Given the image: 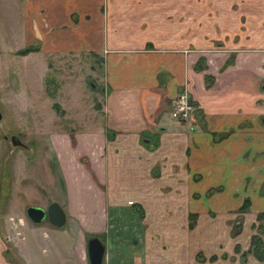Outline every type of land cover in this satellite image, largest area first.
Returning a JSON list of instances; mask_svg holds the SVG:
<instances>
[{
	"label": "crops",
	"instance_id": "crops-1",
	"mask_svg": "<svg viewBox=\"0 0 264 264\" xmlns=\"http://www.w3.org/2000/svg\"><path fill=\"white\" fill-rule=\"evenodd\" d=\"M162 2L168 0L22 2V10L29 15L28 24H23L26 32L22 27L25 34L21 38L25 40L21 43L39 45L36 53L41 54L99 56L104 71L106 91L100 104L103 124L92 131L73 133V145L68 132L58 135L63 141L49 138L64 181L65 205L70 206L72 213L75 205L82 210L84 191L94 203L93 214L88 216L82 210L85 215L81 213L79 221L74 215L76 220L70 217L81 226L83 243L87 241L83 235L88 229H95L93 234H104L111 221H122L124 217L128 221L131 217L146 220V211L141 217L131 205H137L139 211L142 209L138 204L144 209L152 205L153 215L160 219L162 186L169 187L165 197L178 210L179 200L189 203V196L195 191L205 195L211 189H215L211 193L219 189L215 193H223V205L226 198L231 201L237 197L235 208L247 199L248 210L242 214L251 229L256 224V214L264 211V90L257 89L258 72L264 73V53L168 47L176 43L161 37L163 25L168 26ZM148 43L153 49L145 48ZM199 61L202 66L195 68ZM179 91L187 93L199 116L194 111L186 121L170 116L172 99ZM241 145L246 148L240 150ZM246 150L249 153L244 155ZM83 156L88 159L85 163ZM165 174L170 176L164 177ZM103 183L108 188L100 189ZM185 210L186 207L182 215ZM228 215L224 219H230L232 214ZM80 221H89V228ZM126 222L116 233H112L117 229L112 224V235L104 243L102 264H140L142 259V264H146L152 255L157 264H163L158 259H163L160 246L154 244L157 249L147 251L146 246H137L141 243L138 238L175 236V228L168 225L167 233H163L165 228L159 223L152 230H135ZM240 230L233 237V248L238 243L243 247L240 237L244 224ZM178 232L179 236L184 234L183 230ZM113 235L128 236L130 240L125 246L118 245ZM170 249L172 264H215L210 259L198 262L194 250L178 242ZM15 250L24 264H32L23 246L18 245ZM1 252L0 249V264H10L2 260ZM69 252L75 264H81L82 250L73 247Z\"/></svg>",
	"mask_w": 264,
	"mask_h": 264
},
{
	"label": "rangeland",
	"instance_id": "rangeland-1",
	"mask_svg": "<svg viewBox=\"0 0 264 264\" xmlns=\"http://www.w3.org/2000/svg\"><path fill=\"white\" fill-rule=\"evenodd\" d=\"M22 2L23 0H0V112L2 115L0 249L4 258L2 260L10 264H24L15 250L20 245L27 252L26 257L32 261V264H75V258L69 252L74 247L76 250L78 248L82 250L81 264H89L86 252L83 253L86 240L85 243L80 241L81 226L79 227L76 221H79L78 217L83 213L82 210L88 216L93 214L94 203L90 201L88 191H84V201H80L82 210L75 205L72 206L75 209L72 213L70 206L65 205L64 181L61 180V174L58 172V162L49 138L56 137L63 141L62 136L58 135L68 132L73 145V133H80L81 130L92 131L103 124L100 104L106 91L104 71L99 56L95 58L85 53L47 55L31 51L21 54V50L27 46H37L39 50V45L21 43L25 40L21 37L26 32L23 24H28L29 15L22 10ZM162 6L167 10L168 15L163 18L168 26L163 25L161 37H168L170 42L176 43L168 47L209 48V50L225 48L237 49V52L264 53V0H168L167 3L162 2ZM185 42L188 44L185 45ZM145 48L153 49V45L145 44ZM32 52L35 53L31 54ZM258 74L257 89L264 90V73L259 70ZM180 94L188 98L186 92L179 91L173 97L171 106ZM193 111L195 112V108ZM172 118L179 120L177 117ZM11 135L17 136L26 148L12 145L9 140ZM244 144L247 145L248 142ZM245 145L239 146L240 150L246 148ZM248 153L249 150H246L244 155ZM239 155L240 151L237 156ZM81 158L83 163L88 161L85 156ZM165 176L169 177L170 174ZM109 183L110 181L108 185ZM99 186L100 189L108 188L106 183ZM161 190L163 201L159 213L161 220L153 215L155 212L151 209L152 205L150 207L146 205L144 209L135 202L142 211H139L137 205H131L133 212L141 216L146 211L148 214L146 220L138 221L131 217L128 221L124 217L122 221L109 222L104 234H93L91 231L95 229H88L82 235L85 239L96 236L104 245L110 234L120 230L121 223L124 224L126 221L129 228L142 227L145 230L147 228L152 230L153 225L162 223V228H165L163 233H167L166 228L171 225V228H175L173 233L176 231V235L161 237L156 235L151 238L146 237V240H141L144 237H140L138 239L141 243L137 246L141 245L142 248L146 246L147 251L157 249L154 244L160 246L158 249L163 259H158L162 263L164 261L163 264L174 262L170 255L172 250L170 246L175 245L176 242L192 248L196 253L194 259L200 263L210 259L215 261V264H264V260L259 261L248 252L249 245L246 248V240L250 233H253L254 227L251 229L247 225L249 221L245 223L244 214L237 212V208L234 207L237 205V197H232L231 201L226 198V203L223 205L221 200L225 196L221 191L215 193L219 189L213 192L214 194L211 192L215 189H211L205 195L195 191L189 196L191 198L189 203L183 204L179 200L181 205L178 210L168 204L165 197L169 187L162 186ZM176 194L180 195V190ZM200 199L203 201L200 202ZM51 201L60 204L66 214V222L63 226H52L45 219L40 224H34L26 218L25 208L28 205L46 208ZM184 207L187 211L185 210L182 215ZM250 211L251 209L248 212ZM190 213L194 214L190 219L191 224H189ZM228 214H232L230 219H224L229 216ZM70 217L76 221L73 219L72 221ZM90 222L95 223V220L90 219ZM90 222L80 221L87 228ZM112 224L117 229L111 233ZM243 224L244 232L240 237L243 247L238 243L237 247L233 248L235 243L233 237L241 231ZM178 230H183L184 234L179 236ZM117 237L113 235V240L118 245L125 246L126 241L130 240L128 236ZM78 243L81 245L78 246ZM208 255H211L210 258ZM146 264H157L153 255L149 256Z\"/></svg>",
	"mask_w": 264,
	"mask_h": 264
},
{
	"label": "water",
	"instance_id": "water-1",
	"mask_svg": "<svg viewBox=\"0 0 264 264\" xmlns=\"http://www.w3.org/2000/svg\"><path fill=\"white\" fill-rule=\"evenodd\" d=\"M1 112H0V120H1ZM10 143L14 146H20L22 148H26V145L20 141L17 136L11 135L9 137ZM25 216L26 218L34 223L39 224L44 219L55 227H61L64 225L66 216L65 212L55 201H51L47 204L46 208H42L39 206L28 205L25 208ZM104 254V245L100 241V239L96 236L90 237L86 241V257L89 264H102Z\"/></svg>",
	"mask_w": 264,
	"mask_h": 264
},
{
	"label": "trees",
	"instance_id": "trees-1",
	"mask_svg": "<svg viewBox=\"0 0 264 264\" xmlns=\"http://www.w3.org/2000/svg\"><path fill=\"white\" fill-rule=\"evenodd\" d=\"M37 46H31V47H25L23 50H21L22 53H27L31 51H38ZM203 62V60H202ZM231 62V59L227 60V64ZM201 61H199L198 64H196L195 68L201 67ZM195 114L199 116V113L195 109ZM248 200L244 199L241 205L237 208V212L244 213L248 209ZM194 215L193 213H190L189 218V224L190 219ZM252 227H254V233L250 235V241H249V248L248 252H250L256 259L259 261L264 260V211L258 212L256 215V224H253Z\"/></svg>",
	"mask_w": 264,
	"mask_h": 264
},
{
	"label": "built area",
	"instance_id": "built-area-1",
	"mask_svg": "<svg viewBox=\"0 0 264 264\" xmlns=\"http://www.w3.org/2000/svg\"><path fill=\"white\" fill-rule=\"evenodd\" d=\"M193 108L186 96L180 94L177 98L173 101L171 109H170V116L177 117L181 121H186L192 117Z\"/></svg>",
	"mask_w": 264,
	"mask_h": 264
},
{
	"label": "flooded vegetation",
	"instance_id": "flooded-vegetation-1",
	"mask_svg": "<svg viewBox=\"0 0 264 264\" xmlns=\"http://www.w3.org/2000/svg\"><path fill=\"white\" fill-rule=\"evenodd\" d=\"M248 210V209H247ZM262 212V211H261ZM142 215V214H141ZM257 215V214H256Z\"/></svg>",
	"mask_w": 264,
	"mask_h": 264
}]
</instances>
